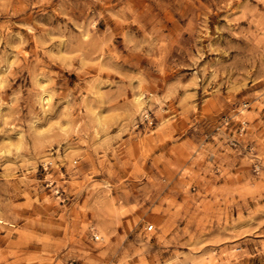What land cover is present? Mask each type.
Here are the masks:
<instances>
[{
    "label": "clouds",
    "instance_id": "obj_1",
    "mask_svg": "<svg viewBox=\"0 0 264 264\" xmlns=\"http://www.w3.org/2000/svg\"><path fill=\"white\" fill-rule=\"evenodd\" d=\"M14 3L0 0V15L9 16L0 26V244L7 242L0 264H241L249 253L230 243L245 235L236 226L264 213V119L257 111L264 110V89L242 100L236 94L253 75L255 82L264 80V0H224L227 24L217 32L230 39L214 49L218 67L211 78L196 68L203 53L189 52L196 69L190 82L182 83L186 73L177 74L164 81L163 95L150 89L179 66L172 57L179 37L163 18L134 7L135 0H117L120 6L111 8L110 0H55V15L42 7L44 22L16 26L23 31L13 30ZM154 3L168 6L171 0ZM25 4L35 10L53 0ZM233 72L240 73L234 81ZM221 77L232 107L211 131L176 142L186 153L183 161L161 156L162 168L134 175L138 186L120 180L110 161L119 163L122 137L152 113L162 116L169 102L179 101L180 115L195 113L201 87L217 97ZM117 110L118 119H110ZM230 126H239L240 135H229ZM61 166L68 180L57 175ZM41 167L48 186L56 185L45 200L33 199L43 193ZM65 184L71 206L61 208L57 193ZM243 208L247 216H234ZM26 209L34 218L18 227ZM56 209L67 226L62 238L52 223ZM150 211L163 214L164 223L145 222ZM130 216L133 231L121 233Z\"/></svg>",
    "mask_w": 264,
    "mask_h": 264
},
{
    "label": "rangeland",
    "instance_id": "obj_2",
    "mask_svg": "<svg viewBox=\"0 0 264 264\" xmlns=\"http://www.w3.org/2000/svg\"><path fill=\"white\" fill-rule=\"evenodd\" d=\"M224 0H171L170 5L161 6L156 5L154 0H135L134 7L141 10H150L154 14L163 18L164 23L167 28L173 30L179 38L173 47L172 57L178 58L179 66L174 70L167 71L163 76L160 77L157 83L152 85L150 91L157 95H163V91H158L163 89L165 80H172V78L177 74H187L185 79L182 81L184 84H188L192 78L191 74L196 70L191 67L192 60L189 57V52L192 56L198 55L199 52L203 53V59L199 61L196 68L201 72L205 69L208 71V79L211 78L212 71L218 67L217 60L219 54L214 51V49L223 48L226 46L230 39V34L228 32H217L218 28H223L226 26L227 21L224 17L227 12L223 10ZM32 4L36 5V0H32ZM117 0H110L108 7H119ZM46 7L47 10L55 15V0H53L52 5H37L35 10L26 6L25 0H15L14 7L12 9V15L10 20L13 24L14 31H23L16 27L22 23H41L40 8ZM101 6L97 5L99 9ZM235 8V5H233ZM57 20H61V17H57ZM9 22L8 14L0 15V26H3ZM101 28L104 27V23L101 22ZM234 39V38H231ZM34 47V45H33ZM238 72L232 73V80L236 79L239 75ZM226 77H221L217 82L222 84L220 87V95L213 97L210 95L212 89L209 88L206 92L204 87H201L198 93V108L195 113L189 114L187 117L180 115L181 109L177 106L179 101L169 102L164 110L162 116H158L152 113L151 120L146 121L144 124L139 125L135 130V133L129 136L127 133L122 137L124 141L120 148V160L117 163L116 160H111L110 162L115 165L118 170L120 180L125 184H130V186H138L134 180V175L138 171L148 172L149 174L156 172L158 168H162L163 165L160 161V157L164 156L166 159L172 161H183V155H186L182 150L176 147V142L186 143L188 138L194 133L199 131L204 133L206 130L211 131L212 125L219 119L223 118L231 109L232 105L229 103L231 99V93L229 85L227 83H222ZM256 77L253 75L252 78L248 79L247 88L243 89L240 93L236 94L237 100H242L245 97H249L251 93L260 91L264 89V80L255 82ZM217 85H213L215 88ZM183 96V93H181ZM251 102V101H248ZM249 111H252L250 108ZM261 112V118L264 119V110L257 109ZM175 116L176 119L171 123L169 127L170 117ZM119 110L113 112L110 119H118ZM258 121H254L257 123ZM229 135H240L239 126L231 127ZM228 131V130H226ZM111 156V154H109ZM90 165L85 164V170H88ZM67 172V169L63 166L60 167L59 173L57 175L60 177L61 181L68 180L67 175H62ZM43 168L41 167L39 179L44 181ZM99 179V177H95ZM219 185H224L226 182L224 180H219L217 182ZM229 186H232V181H227ZM56 185L53 184L52 187L48 186V182L44 181L41 184L43 193L38 196H33V199L45 200L52 196V189ZM69 185L65 184L63 188H60L57 196L63 200L61 208L71 206V197L65 191ZM190 191L199 194V190L196 188L190 189ZM19 203H24L25 198L21 197L18 201ZM264 203V202H262ZM167 207V205H164ZM145 207H148L146 205ZM253 209L256 208L255 204H251ZM49 212L45 215H49L53 209L54 205L48 206ZM43 212V210H41ZM240 211L244 212V215H248V209H237L234 211V216H239ZM61 212L59 209L55 210V218L52 220L53 224L58 225L59 236L62 238L64 236V229L67 227L60 221ZM135 215H141V211H138ZM34 218V214L30 213V210H25V215L23 219L19 222L18 227H22L26 221H30ZM166 217L163 214H157L154 211H150L146 217H144L147 223H158L163 224ZM264 219V213L258 212L257 218L253 223L248 221L242 222L241 225L236 226L237 231H245V235L240 237L239 240H233L230 243L240 244L241 248H244L249 255L244 257L241 264H264V227L257 228L260 220ZM129 222L135 223L133 217H127L125 219L124 227L120 229L121 233L125 230L132 232L133 230L129 227ZM143 228V223L139 225L136 229V234L139 235L140 229ZM249 228H256L257 231L251 232L246 231ZM16 235H19L17 233ZM4 233H0V237H3ZM25 239H31V233H27ZM132 239V237H130ZM156 241V237H153V242ZM6 241L0 244V247L6 246ZM27 247H32L31 244L26 245ZM73 245L69 243L68 247L71 248ZM211 246V245H210ZM219 247H223L220 245ZM66 251V250H65ZM53 264H56L53 261ZM77 264H83L82 261L77 262Z\"/></svg>",
    "mask_w": 264,
    "mask_h": 264
}]
</instances>
